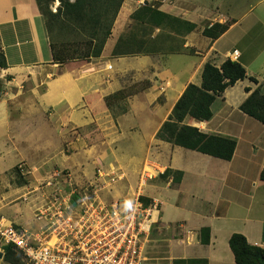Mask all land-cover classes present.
I'll return each instance as SVG.
<instances>
[{"label": "crops", "instance_id": "0c3cea01", "mask_svg": "<svg viewBox=\"0 0 264 264\" xmlns=\"http://www.w3.org/2000/svg\"><path fill=\"white\" fill-rule=\"evenodd\" d=\"M260 2L263 3L264 0ZM180 4V15L167 5L161 10L196 26L192 33L181 38L180 52L167 54L159 65L153 63L150 56L136 59L142 63L150 61L155 69L151 76L154 77V83L151 86L153 90L150 102L156 103L161 98L167 113L164 117L167 119L185 88L190 84L200 85L205 64L219 68L226 60H230L245 69L247 78L224 91L218 99L221 104L218 105L217 100L212 105L213 116L210 121L195 122L188 119L189 123L185 122L206 135L234 139L236 148L230 161L210 158L155 140L162 145L159 147L160 154L168 157L171 170L182 174V179L175 186L177 189L172 190L177 197L176 206L185 214L184 218L169 222L164 219L165 214L162 212L157 222L160 220L167 226L182 224L185 228L181 232L182 245L190 239L184 233L190 232L195 236V241L186 243L184 260L235 264L228 247L229 238L233 234L242 235L249 245L264 250V192L259 191L264 189V181L261 179V174L264 175V126L239 110L249 94L258 86L264 85V47H261L264 44V23L259 19L248 21L242 31L241 18H236L235 15L221 14L218 9L212 10L198 2H194L192 7L188 6V1L186 4L181 1ZM49 10L54 13L56 5L54 9L50 6ZM251 12L252 9L246 15ZM47 16L43 0H0V52L6 62V69L0 70V85L4 84L6 91L0 97V127H4L9 136L13 131L15 139L19 138L21 141L31 139L30 135L24 133V128L28 129L29 123L32 127L35 125V129L31 130L35 135L39 132L38 125L44 124L46 112H51V119L55 116L53 121L62 119L63 123H77L80 120L87 122L92 119L85 106L88 99L84 97L96 90H87L76 80L75 72L67 69L66 65L52 63L45 29ZM226 22L233 23L217 40L212 41L202 36L205 27ZM118 38L114 40L110 36L100 58L105 57L107 48V54H111ZM123 59L126 57L113 58L114 65L122 68ZM248 78L255 79L257 84L251 83ZM246 89L250 90L249 93H246ZM100 102L104 105L102 98ZM10 105H15L16 113L19 112L15 121L9 118ZM82 105L85 107L79 108ZM22 107L26 108L22 110ZM34 118L40 119L36 120L37 125L32 120ZM160 126L156 127L154 139ZM10 140L13 141V138ZM18 148V145L11 147L6 142H0V158L14 155H17L16 161L26 158L28 154L21 156ZM11 159L7 157L5 165H9ZM57 164L62 167L66 162L61 159ZM248 173L252 174V178L246 179ZM155 199L162 211V203L157 197ZM2 219L6 224L25 229L16 224V221ZM203 228L209 229V244L206 246L199 243V233ZM26 230L35 232L38 228ZM221 253L226 260L220 256Z\"/></svg>", "mask_w": 264, "mask_h": 264}, {"label": "rangeland", "instance_id": "374dc122", "mask_svg": "<svg viewBox=\"0 0 264 264\" xmlns=\"http://www.w3.org/2000/svg\"><path fill=\"white\" fill-rule=\"evenodd\" d=\"M181 1L185 4L188 1L189 7L198 2L212 10L218 9L221 14L235 15L236 18H241L242 31L248 21L259 19L264 23V2L261 3V0H125L112 25L111 38L125 40L134 34L136 39L143 41L145 49L151 51L156 47L158 51L149 55L127 56L130 58L123 59V67L120 68L114 65L115 61L111 54H107V48L105 57L99 60L69 63L65 66L75 72L76 80L87 90H96L84 97L88 99L85 106L92 116L90 121H53L55 116L51 119V112H46L44 124L38 125L40 130L36 135L31 131L35 129V125L32 127L29 123L28 129L24 128V133L30 135L29 141L15 139L13 131L9 136L4 127H0L1 143L6 142L11 147L18 145L21 156L28 154L18 161L17 155L0 158L1 219L16 221V224L25 229L36 230L40 225L35 221L34 215L42 209L44 203H48L47 200L62 203L68 199L71 205H75L78 199L86 197L97 198L105 204H130L139 198L145 204H154L158 216H162L163 212L164 219L169 222L185 217L176 206L177 197L172 190L177 189L175 186L182 179V174L160 178L165 170L171 168L168 157L160 154L159 147L162 145L154 139L156 127L167 116L161 98L156 103H151L149 99L154 83V77L151 76L155 69L148 60L145 63L136 61L142 56H150L153 63L159 65L167 54L180 52L182 40L168 31L158 33L129 17L132 11L144 5L158 8L159 11L164 10L162 7L167 5L180 15ZM55 5L57 7L58 3L51 5L53 9ZM250 9L251 14L246 15ZM109 66L111 68L108 69ZM3 86L1 84L2 95L6 93ZM118 91H123L128 97L120 102L111 101L109 109L105 103L102 105L101 98L104 100ZM217 104H221V101L218 100ZM14 106L10 105L8 110L12 121L19 117ZM85 106L79 108L83 109ZM25 108L22 107V110ZM32 120L34 123L36 120L40 121L39 118ZM186 123L189 121L186 120ZM42 130L44 132L41 133ZM12 138L13 141L10 140ZM7 157L12 158L9 165H5ZM61 159L66 162L62 167L57 164ZM144 175H150L151 178L146 179V183L141 186L140 180ZM248 177L252 178V174L248 173L246 179ZM259 191L264 192V189ZM155 196L162 203V211ZM184 229L182 224L167 226L159 220L144 247L146 264H172L174 260L183 259L186 243L195 241V236L188 232L184 235L190 236V239L184 245L181 244V232ZM227 252L230 256L229 251ZM220 256L226 260L222 253ZM2 260L3 258L0 259V264H7ZM23 262L26 264L24 260Z\"/></svg>", "mask_w": 264, "mask_h": 264}, {"label": "trees", "instance_id": "16d2710c", "mask_svg": "<svg viewBox=\"0 0 264 264\" xmlns=\"http://www.w3.org/2000/svg\"><path fill=\"white\" fill-rule=\"evenodd\" d=\"M124 1L43 0L48 14L45 29L49 40L52 63L65 66L69 63H87L99 59L107 40L111 36L112 25ZM53 3H58L54 13L49 10ZM130 19L156 30L158 33L168 31L179 38L192 33L196 28L194 24L147 5L135 10L130 15ZM232 23H214L203 29L202 36L215 41L229 29ZM157 51L158 48L156 47L151 51L148 48L145 49L143 41L136 39V36L131 34L125 40L121 38L117 40L111 52V57H136L138 55H149V53ZM4 69H6V62L3 53L0 52V70ZM246 78L245 69L236 62L226 60L219 68L205 64L201 72L200 85L190 84L185 88L166 121L158 129L155 140L167 143L172 147L197 152L210 158L230 161L236 148L234 139L206 135L197 128L186 125L185 122L188 119L195 122L210 121L213 116L212 105L222 97L226 89ZM248 80L257 84V81L253 78H248ZM249 91V89H246V93H249ZM127 97L128 95L123 91H118L105 97L104 103L109 109L111 101L120 102ZM239 110L264 126V85L258 86L251 92L241 104ZM172 174L181 176L180 172L165 170L160 178L166 179ZM261 179L264 181L263 174H261ZM140 201L144 203L143 200L140 199ZM199 243L202 246L209 244V229L203 228L200 230ZM228 247L235 264H264V250L249 245L240 234H233L229 238ZM2 252L3 262L7 264H24L22 255L12 247H5ZM172 264H207V261L180 259L174 260Z\"/></svg>", "mask_w": 264, "mask_h": 264}, {"label": "built area", "instance_id": "2783aa9c", "mask_svg": "<svg viewBox=\"0 0 264 264\" xmlns=\"http://www.w3.org/2000/svg\"><path fill=\"white\" fill-rule=\"evenodd\" d=\"M150 178L144 175L140 185ZM47 201L34 215L35 232L0 218V251L12 247L26 264H146L144 247L158 218L154 204Z\"/></svg>", "mask_w": 264, "mask_h": 264}, {"label": "water", "instance_id": "95a60500", "mask_svg": "<svg viewBox=\"0 0 264 264\" xmlns=\"http://www.w3.org/2000/svg\"><path fill=\"white\" fill-rule=\"evenodd\" d=\"M2 257H3V254L0 252V259H2Z\"/></svg>", "mask_w": 264, "mask_h": 264}, {"label": "clouds", "instance_id": "9594fccd", "mask_svg": "<svg viewBox=\"0 0 264 264\" xmlns=\"http://www.w3.org/2000/svg\"><path fill=\"white\" fill-rule=\"evenodd\" d=\"M2 253V252H1Z\"/></svg>", "mask_w": 264, "mask_h": 264}]
</instances>
